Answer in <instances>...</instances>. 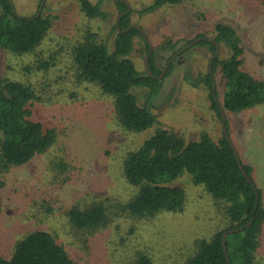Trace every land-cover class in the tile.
I'll return each instance as SVG.
<instances>
[{"label":"rangeland","instance_id":"rangeland-1","mask_svg":"<svg viewBox=\"0 0 264 264\" xmlns=\"http://www.w3.org/2000/svg\"><path fill=\"white\" fill-rule=\"evenodd\" d=\"M13 1L18 14L31 16L42 0ZM91 1L102 3L109 12L107 20L88 17L80 0H45L41 13L51 16L53 23L41 44L23 54L0 47V77L31 86L36 93L33 119L56 132L46 152L0 175V254L11 258L19 240L42 230L54 235L78 264H137L143 254L152 264H187L200 239L211 238L227 225V204L194 184L185 171L172 182L185 191L182 210L133 217L122 210L137 193L124 176V159L159 126L187 141L199 140L203 134L214 141L222 138L223 121L212 108L211 90L197 80L210 70L213 53L205 45L189 43L200 35L213 38L217 24H228L241 38V68L264 79V0H182L143 14L140 11L153 0H128L132 23L144 31L135 36L130 55L139 73L146 72L148 42L160 71L172 63L151 103L159 123L143 132L119 126L113 96L77 75L72 47L92 32L112 49L117 34L116 1ZM219 46V58L229 57L228 47ZM46 61L54 63L37 68ZM214 88L222 103L225 79L220 67ZM132 92L138 105L147 102L148 88L133 87ZM224 114L232 143L253 167L264 205V104ZM94 202L105 203L106 222L96 229H76L69 210ZM254 257L256 264H264V223Z\"/></svg>","mask_w":264,"mask_h":264},{"label":"trees","instance_id":"trees-1","mask_svg":"<svg viewBox=\"0 0 264 264\" xmlns=\"http://www.w3.org/2000/svg\"><path fill=\"white\" fill-rule=\"evenodd\" d=\"M182 0H153L141 14L174 5ZM117 18L124 12L117 26L113 48L88 33L84 40L72 47L77 75L81 80L97 84L104 93L112 95L117 109L118 125L134 132H143L159 123L151 103L162 87L158 78L162 71L155 65V52L148 57L147 71L139 73L130 55L134 38L141 35L132 26V10L116 1ZM80 7L90 18L107 20L109 12L101 2L80 0ZM40 8V4L38 6ZM18 14L13 0H0V47L16 54L34 51L46 37L53 19L42 13L37 16ZM213 38L200 35L194 42L205 45L213 56L209 70L198 83H206L210 90L212 108L222 118L224 111L238 112L264 104V79H258L241 68L244 49L237 31L219 23ZM191 43V42H190ZM230 50L227 58L214 57L216 45ZM147 48L149 44L147 43ZM54 61H46L37 68H48ZM220 67L225 79L222 103L213 87L214 74ZM172 71V63L165 75ZM133 87H146L147 102L138 105ZM36 98L34 89L17 80L0 77V175L11 167L21 166L37 154L46 152L56 140L53 129H45L42 122L33 119L31 103ZM223 136L214 141L203 134L199 140L187 141L183 136L165 127H157L136 150L127 154L123 173L128 183L137 188L136 195L122 210L133 217H153L161 211H180L185 202V191L172 182L185 171L194 184L203 185L217 201L227 204V225L209 239H200L197 250L187 264H256L254 254L259 247V236L264 223L263 194L254 181L253 167L245 163L230 142L229 124L225 119ZM239 155L240 162L236 157ZM251 179V180H249ZM1 214V196H0ZM69 221L76 229H96L108 218L104 202H94L85 208L72 207ZM228 232L226 237L224 233ZM225 244V245H224ZM226 247V249H225ZM0 264H78L52 235L37 230L19 240L11 258L0 254ZM137 264H152L143 254Z\"/></svg>","mask_w":264,"mask_h":264},{"label":"water","instance_id":"water-1","mask_svg":"<svg viewBox=\"0 0 264 264\" xmlns=\"http://www.w3.org/2000/svg\"><path fill=\"white\" fill-rule=\"evenodd\" d=\"M114 1H117V0H114ZM123 1L127 4V10H126V12H129V11L131 10L130 2H129L128 0H123ZM44 3H45V0H42V1H41V4H40V8H39L38 13H37V16H39V15L41 14V10H42V8H43ZM123 13H124V12H121V13L118 15V18H117V26H119V25H118L119 18H120V16H121ZM132 26H135V27L139 28V30L141 31V33L144 34V31L141 29L140 26H138L137 24H133V23H132ZM207 39H209V38H207ZM197 40H198V38L195 39L193 42L189 43V45H191L192 43L196 42ZM148 44H149V48H150V49H149V53H148V55L145 56L144 63H145L146 71H147L149 74H152V72H151V71L149 70V68H148V63H147V61H148V57H149V55L152 53V45H151L149 42H148ZM189 45H187L186 47H188ZM216 47H217V48H216V51H215V53H214V57H215V56H218V53H219V47H220L219 44H217ZM184 48H185V47H184ZM184 48H183V49H184ZM180 51H181V50H179L178 52H180ZM174 57H175V56L171 57L170 61L173 60ZM211 62H212V60L210 61V63H211ZM169 64H170V62H168V63L166 64V66L163 68L161 74L158 76L159 79H161V78L164 76V74H165V72H166V70H167ZM213 87H214V84H213ZM221 112H222V116H223V126L225 127V114H224V109L222 108V106H221ZM224 131L226 132L225 129H224ZM230 142L232 143L231 140H230ZM236 157H237L238 161L240 162V158H239V155H238L237 152H236ZM240 163H241V162H240ZM249 180H251V179H249ZM228 232H233V230H230V231L225 232V233H224V237H226V235H227ZM224 245H225V244H224ZM225 249H226V247H225Z\"/></svg>","mask_w":264,"mask_h":264},{"label":"flooded vegetation","instance_id":"flooded-vegetation-1","mask_svg":"<svg viewBox=\"0 0 264 264\" xmlns=\"http://www.w3.org/2000/svg\"><path fill=\"white\" fill-rule=\"evenodd\" d=\"M207 38V37H206ZM174 56V55H173ZM211 61V60H210ZM211 64V63H210ZM210 70H211V68H210Z\"/></svg>","mask_w":264,"mask_h":264}]
</instances>
